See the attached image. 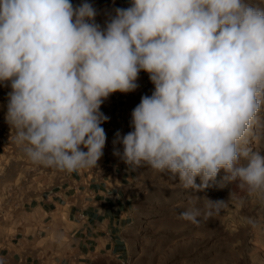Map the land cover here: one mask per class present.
Wrapping results in <instances>:
<instances>
[{
  "label": "clouds",
  "instance_id": "clouds-1",
  "mask_svg": "<svg viewBox=\"0 0 264 264\" xmlns=\"http://www.w3.org/2000/svg\"><path fill=\"white\" fill-rule=\"evenodd\" d=\"M97 14L88 2L0 0V85L11 88L5 120L27 158L69 173L97 167L110 119L101 105L135 91L144 71L154 91L132 110V130L115 134L123 151L113 154L128 168L178 177L186 190L239 179L264 192V154L245 146L264 105V6L130 0L103 27ZM200 199L203 209L193 204L180 218L199 225L227 207L195 195L190 203Z\"/></svg>",
  "mask_w": 264,
  "mask_h": 264
},
{
  "label": "crops",
  "instance_id": "crops-1",
  "mask_svg": "<svg viewBox=\"0 0 264 264\" xmlns=\"http://www.w3.org/2000/svg\"><path fill=\"white\" fill-rule=\"evenodd\" d=\"M96 2L100 12L130 6V0ZM137 84L101 110L110 119L101 125L107 139L98 166L71 173L27 158L5 120L11 88L0 85V258L5 264H119L135 221L139 168H128L113 154L123 151L114 144L115 134L132 130V110L154 91L144 71Z\"/></svg>",
  "mask_w": 264,
  "mask_h": 264
},
{
  "label": "rangeland",
  "instance_id": "rangeland-1",
  "mask_svg": "<svg viewBox=\"0 0 264 264\" xmlns=\"http://www.w3.org/2000/svg\"><path fill=\"white\" fill-rule=\"evenodd\" d=\"M83 2L96 9V0H71L74 6ZM253 2L264 6V0ZM97 13L102 27L114 14ZM120 95H110L101 110ZM246 140V147L264 154V105ZM223 175L221 171L217 180ZM137 186L135 221L127 231L128 246L119 264H264V192H250L239 179L224 188L194 192L184 189L178 177L173 180L146 164L138 169ZM194 195L227 200V207L211 219L199 217L201 223L194 225L179 215L193 204L203 209L204 199L190 203Z\"/></svg>",
  "mask_w": 264,
  "mask_h": 264
}]
</instances>
